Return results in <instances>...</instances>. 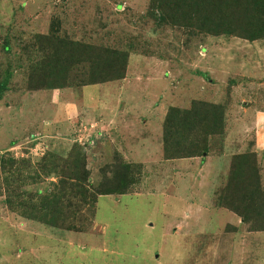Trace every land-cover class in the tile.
<instances>
[{
	"label": "rangeland",
	"instance_id": "rangeland-1",
	"mask_svg": "<svg viewBox=\"0 0 264 264\" xmlns=\"http://www.w3.org/2000/svg\"><path fill=\"white\" fill-rule=\"evenodd\" d=\"M159 14L150 0H0V264H264V220L226 206L264 195V37ZM123 54L122 78L102 79L99 59ZM82 158L94 215L55 195ZM78 206L85 228L68 230Z\"/></svg>",
	"mask_w": 264,
	"mask_h": 264
},
{
	"label": "trees",
	"instance_id": "trees-1",
	"mask_svg": "<svg viewBox=\"0 0 264 264\" xmlns=\"http://www.w3.org/2000/svg\"><path fill=\"white\" fill-rule=\"evenodd\" d=\"M150 7L153 10H159V19L161 22H170L175 26L182 28L194 29L200 33L211 35H233L241 38L256 40L264 37V0H150ZM65 42H52L51 46L55 51L63 49ZM66 52V51H65ZM59 55L53 56V62L57 64L59 58L64 52L60 50ZM52 58V57H51ZM127 56L125 54L120 57L112 55L99 59L96 68L103 71L105 78H122L125 70ZM49 64H52L48 60ZM45 66L42 77L39 79L41 83L47 77L51 76L54 68L50 65ZM111 74V75H109ZM97 80V79H96ZM43 84V83H42ZM176 109H171L165 123L168 125L170 117L179 114ZM189 114L190 112H183ZM70 170V169H69ZM63 169L60 172L59 179L54 188L57 190L55 195L64 196L69 193L82 206L87 205L88 212L91 215L95 213L96 193L92 190L88 183L89 172L82 160H75L71 163V170ZM58 178V177H57ZM245 177L241 178V189L245 188ZM259 189L252 188L250 196L237 195V190L233 193V199L226 203V206L243 219L249 222L251 218L264 220V195L263 191L258 193ZM54 194V193H53ZM73 198H71L72 200ZM68 202L67 208L72 205V201ZM57 204L55 205V207ZM61 207L59 206V210ZM81 206L69 213L67 218L71 220L66 229L81 231L85 228L80 220L86 218L85 214H80ZM59 214V213H58ZM253 216V217H251ZM250 218V219H249ZM65 220V219H64ZM264 230V225H262Z\"/></svg>",
	"mask_w": 264,
	"mask_h": 264
}]
</instances>
